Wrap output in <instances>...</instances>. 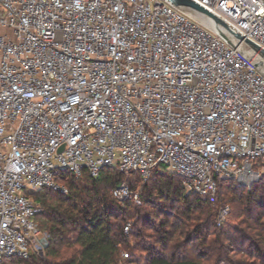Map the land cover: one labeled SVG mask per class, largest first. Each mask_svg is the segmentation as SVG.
Returning a JSON list of instances; mask_svg holds the SVG:
<instances>
[{"label":"built area","instance_id":"2783aa9c","mask_svg":"<svg viewBox=\"0 0 264 264\" xmlns=\"http://www.w3.org/2000/svg\"><path fill=\"white\" fill-rule=\"evenodd\" d=\"M190 1L264 49V0ZM241 49L167 0H0V264L45 254L32 191L68 194L63 171L138 173L113 194L139 205L159 165L211 201L258 183L264 72Z\"/></svg>","mask_w":264,"mask_h":264},{"label":"trees","instance_id":"16d2710c","mask_svg":"<svg viewBox=\"0 0 264 264\" xmlns=\"http://www.w3.org/2000/svg\"><path fill=\"white\" fill-rule=\"evenodd\" d=\"M262 63L254 64L264 72ZM61 180L68 194L32 191L43 207L38 225L49 234L45 254L8 257L3 264H264V175L251 189L221 179L211 201L186 192L183 178L159 165L142 186L140 205L113 194L126 180L140 187L138 173L125 179L105 168L97 178L77 179L63 171Z\"/></svg>","mask_w":264,"mask_h":264},{"label":"water","instance_id":"95a60500","mask_svg":"<svg viewBox=\"0 0 264 264\" xmlns=\"http://www.w3.org/2000/svg\"><path fill=\"white\" fill-rule=\"evenodd\" d=\"M167 1L171 3L174 7H176L178 10L186 13L194 20L200 22L207 28L213 30L214 32L224 37L228 42L251 48L264 62V49L260 48L256 43L245 38L243 35L232 30L231 28L227 26L219 27L216 22L203 17V15H201L199 12L205 15L208 14L192 1L190 0H167ZM197 10L199 12H197Z\"/></svg>","mask_w":264,"mask_h":264},{"label":"rangeland","instance_id":"374dc122","mask_svg":"<svg viewBox=\"0 0 264 264\" xmlns=\"http://www.w3.org/2000/svg\"><path fill=\"white\" fill-rule=\"evenodd\" d=\"M231 44L234 45V43H231ZM241 53L244 56H246L252 63H255V64L259 65V66H262L263 65L261 59L249 47H246V46H243L242 45ZM124 176H125V179H128L130 177V176L127 177L126 175H124ZM224 209L227 211V216H228L229 207L227 206V207H225V208H223L221 210H224Z\"/></svg>","mask_w":264,"mask_h":264},{"label":"bare ground","instance_id":"6f19581e","mask_svg":"<svg viewBox=\"0 0 264 264\" xmlns=\"http://www.w3.org/2000/svg\"><path fill=\"white\" fill-rule=\"evenodd\" d=\"M203 17H205V16H203ZM206 18V17H205Z\"/></svg>","mask_w":264,"mask_h":264}]
</instances>
